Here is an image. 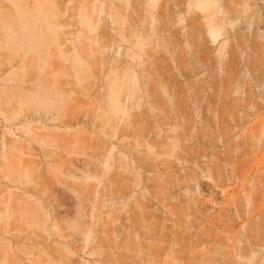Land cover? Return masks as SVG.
Returning a JSON list of instances; mask_svg holds the SVG:
<instances>
[{
	"label": "bare ground",
	"instance_id": "obj_1",
	"mask_svg": "<svg viewBox=\"0 0 264 264\" xmlns=\"http://www.w3.org/2000/svg\"><path fill=\"white\" fill-rule=\"evenodd\" d=\"M260 1L83 0L79 19L88 30L84 33L86 37L108 42V28L104 23L108 21L115 34L111 41L115 50L113 57L108 65L103 62L102 69L95 70V65L100 64L98 58H92L86 48L70 43L65 35L67 24L62 19L63 3L67 0H0V264H23L25 254L32 258L28 259V264H52V260L53 264H69L63 258L69 259L72 248L67 242L74 241V236L63 231L59 218L65 216L67 230L74 233L82 226L84 216L96 218V202L92 199L86 215L80 202L75 205L72 216L70 209L61 210L60 201L65 196L78 197L76 188L66 186L72 196L54 195L49 191L50 181L41 174L42 164L47 171H60L64 165L68 171L80 170V176L66 175L82 184L92 181L100 184L101 172L113 169L112 180L116 181H113L116 187L113 185L115 188L111 191L121 198V207L116 211L129 210L127 222L121 225L124 220H118L119 228L114 225L115 228L112 226L111 232L108 231L118 251L104 255L99 244L98 249L91 246L88 255L97 253L98 257L80 264H169L165 261L167 256L177 264L175 247L179 231L176 235L171 233V237L165 229L169 225L158 222L160 213L157 212L166 209L163 212L166 217H177L176 210L182 207L175 202L181 196L177 191L190 188V182L198 180L195 179L199 174L193 171L191 163L202 166L204 162L200 158L206 150L201 149L204 134L197 138L198 132L197 136L191 133L192 128L198 126L193 114L207 121L209 114L217 115L219 107L221 116L225 108L234 105L250 113L247 110L256 111L259 102L264 103V91L257 99L250 91L251 97L246 95L242 101L235 97L234 105L232 101L226 102L229 93L238 91L244 80L254 83V89L264 85V79L260 81L261 78H254L255 73L254 77L251 74L257 71L264 56V5L260 6ZM252 24L254 27L250 28ZM245 27L261 40L248 39ZM260 29L261 34L257 33ZM230 37L231 43L226 39ZM218 39H222V43L215 60L208 56L206 46L220 41ZM227 43L231 45L225 58L221 51ZM243 52L246 58L241 57ZM207 56L214 59V64L218 62L223 66L222 69L225 67L226 74L223 76L220 72L223 75L218 73V76L222 78L212 77L215 79L210 89L214 90L213 96L208 99L205 94L203 100L198 93L200 86L195 89L192 84L199 78L190 83L187 76L193 78L196 75L193 73L201 66L203 69V65L214 67L213 60L208 61ZM240 68H246L249 77ZM106 71L104 84L100 86L98 75ZM242 72L247 76L245 79L242 76L243 80ZM177 76H182V81ZM80 94L87 97L88 104H96L92 114L79 110ZM88 128H97L101 135L115 137L118 143L117 151L114 152L115 145L109 147L100 166L94 168L81 163L80 159L76 161L80 162L78 167L73 162L76 158L71 155L73 143L87 133ZM34 143L42 149V155L33 152ZM122 171L130 173L125 186L119 183L124 178ZM221 177L225 178L222 173ZM216 181H200L203 183L200 192L208 191L209 200L215 195L213 188L217 185L212 188V184ZM201 201L197 202L203 203ZM127 207L130 209L125 210ZM202 208L199 206L197 210ZM15 223L40 231L21 233L13 227ZM49 227L54 230V237ZM83 229L81 252H85L94 237L89 225ZM164 230L169 233L166 235ZM40 232L45 234L40 235ZM241 247L238 249L242 251L244 246ZM249 250L254 251L252 247ZM224 261L222 264L230 262Z\"/></svg>",
	"mask_w": 264,
	"mask_h": 264
},
{
	"label": "rangeland",
	"instance_id": "obj_2",
	"mask_svg": "<svg viewBox=\"0 0 264 264\" xmlns=\"http://www.w3.org/2000/svg\"><path fill=\"white\" fill-rule=\"evenodd\" d=\"M81 2H83V0H67V2L63 3V5L65 6V14L63 16L62 21L65 24H67V26H65L64 28L65 35L67 39H69L70 43L76 46H81L83 48H86L89 52H91L92 58L97 57L98 63L100 64L95 65V70L98 68L100 70V67L102 69V63L106 62V65H108V60L111 57H113L115 50L113 47V43L111 41L115 38V34L113 32L112 25L108 21V22H104L106 23L107 28H108L107 35H106L108 42H104L101 40L99 41L94 38L88 39L86 35L84 34V33H87L88 30L79 19V13H80L79 9H80ZM263 5H264L263 1L261 0L260 6H263ZM106 25H105V28H106ZM252 25H249V27L253 28L254 24ZM246 28L248 27H245L244 29ZM261 31L262 29H260V31L257 33L261 34ZM77 32H80L78 34L79 35L78 37H76ZM251 34L252 33H250L249 29L245 30V35L247 38L249 37L248 39H252V37H254L253 40H256V39L261 40L256 34L255 35L252 34V36ZM223 38L224 36L222 37V39ZM222 39H218L220 41H216V43L214 42L215 44L214 43L207 44L206 47H208L207 48L208 50L207 49L206 50L208 51L209 53L208 56L210 58L215 57V60L218 58L217 57L218 55H216L218 53L217 49H218V46L222 43L221 42ZM226 39L229 40L228 41L229 43H231L230 41L231 37L226 38ZM229 43L225 44L224 50L222 49L224 53L221 51V54H222L221 56L224 55L225 57V55H228L226 53L229 50L228 49L229 46L231 45ZM68 45L69 47H72L71 44L68 43ZM242 54L243 56L241 54L239 55H241V57L243 58H246L244 57L245 56L244 52ZM210 58L208 59V61L212 62L213 60V64H214V59L211 60ZM260 60L262 62H260L257 65L258 67L257 71L255 70L256 72L254 71L251 74L253 75L255 73L256 77H254V75L253 77L256 79L261 78L259 80L263 81L264 79V75H263L264 74V56ZM242 62H244V59L242 60ZM209 67L210 66L203 65V69H202V66H201L200 67L201 71L198 70L200 72L196 71L195 73H193V75L196 74L194 75L195 77L193 76V78L191 75H188V74L185 75V76L188 75L187 78L189 79L190 83L195 78L200 79V80L198 79L197 81L194 80L196 82L195 83L192 82V84H193V88L195 89L198 88L199 86H200L199 87L200 89L202 88L205 89V90L203 89V91L198 89L199 96L202 94L200 98H202L203 100L206 97L208 99L209 98L211 99L213 96L214 90L211 91L210 89H213L212 87L215 85V82L211 84L212 80H215L214 78L216 77L222 78L221 76L223 74H224L223 76H225L226 74V72L225 73L223 72L225 67L224 69H222L221 67L223 66L220 67V64L218 62L217 63L215 62L214 67L213 66H211L210 68ZM219 67L222 71H219L220 69L218 70ZM240 69H242V71L245 72L244 74L245 75L247 74V76L249 77V74L246 73L248 72L246 71V68H240ZM220 72H222L223 74ZM218 73L222 75L221 76L219 75L220 76L219 77ZM239 73H241V71H239ZM106 74H107V71L104 74L102 72L99 73L98 77L100 79H99L98 84L99 85L101 84L100 86L104 84ZM244 74L242 72L241 77L244 76ZM178 76L177 78L179 79V81H182L181 80L182 76H180L181 78H179ZM213 76L215 77L212 78ZM247 76H244V79ZM241 79L243 80V77ZM243 82L241 81L240 83H243L244 85L247 84L245 88H244V85L242 84L243 86L241 85L240 87L241 89L239 88L238 91H233L232 93L231 92L229 93L230 94L228 96L229 98L226 99V102L228 104L230 103V101L233 102L234 99L236 100L235 97L240 98L242 101L243 98H247V97L249 98L251 96L253 97V95H255V98L258 97V95L260 96L263 95L264 85L261 87H256L255 88L256 90H255L254 85H253L254 83L252 84V82L250 83L248 80L247 81L244 80ZM251 84L253 87L252 90L250 88ZM184 85H185V82H184ZM232 89L233 90L235 89L234 84L232 85ZM98 90H101V87H99ZM250 91L254 93L252 94ZM248 92H250L251 96ZM205 94H207V96ZM202 96L204 97L206 96V97L204 98ZM79 98L81 99V103H80L81 107L79 110L83 113L85 112L88 114H92V112L94 111V108L96 107V104L93 105L91 104L90 101H89L90 104H88L87 97L85 95L80 94ZM232 104L234 105V102ZM231 107H234V108H231ZM231 107H229L230 109L223 108L224 109L223 111H226L227 113L226 112H224L223 114L221 113V116L225 118L219 116L220 114L218 115V113L221 112L220 111L221 107H219L217 115H214L215 113L214 114L211 113V115H214V116H211L209 114L208 119L207 117L205 118L207 121L205 120L203 121V119L193 114V117L195 116V118L198 120L197 122V120L195 121V119L193 118L194 123L196 122L197 124L196 123L195 124L198 126L195 128L193 127L192 128L193 132L191 133L195 136L199 134L197 138L201 136V134L202 135L204 134L205 136L208 135L207 137H205L204 135L202 136L204 139V142L207 141L208 143L206 144L203 142V145H201L202 148L200 147L202 150H203V147H204V150H206L205 155L201 156L200 158L204 162V163L202 162L203 165L201 166L200 164L199 166L201 167L199 168V166H197L198 164L194 162L191 163V166H193L192 167L193 171L197 172L196 173L197 175L199 174L198 176L196 175L197 178L195 179V180L197 179L198 180L196 182L195 181H193L192 183L190 182L191 187L188 189L183 188L180 190L178 189L179 191L176 190L177 194L179 193V195L181 194V196H184V197H181V196L178 197L177 201L174 200L175 202H178L177 203L178 205L180 203V205L182 206L181 208L178 207V209L176 210L177 217H174V218L166 217L164 214L165 213L164 211H166V209L165 210L161 209L162 212L161 211L157 212V214L160 213L159 216L157 215L158 216L157 218L161 219V220L159 219L158 222L160 223L164 222L167 226L169 225V227H166L165 229L169 231L170 233L164 230L166 235L168 233L169 235L171 233L173 234L175 233L174 235H176V233L179 231L177 235L178 236L177 248L175 247L178 253V254H175L177 258L176 259L177 264H222V262L225 263L224 260H226L227 262L230 261L229 264H233V263L235 264L236 263L237 264H260V263L262 264L263 263L264 264V116L262 115L264 114V103L260 101L258 104V107L256 108V111L247 110L250 113L243 111L241 108H238L239 110L236 109L237 107L235 105ZM230 113H232L231 117H230ZM217 117L219 118V121L216 120ZM218 122H220V124ZM218 124L220 126H218ZM203 127H205L204 131L207 135L203 132L202 130ZM1 132H2V126L0 124V133ZM101 134L98 132L97 128L95 129L88 128V132L85 134H81L80 139L76 143H73L74 146L71 150L74 151L73 152L74 154L72 153L71 155L76 158V160L74 159L73 162L78 167L81 166L80 162H76L78 159H80V161L82 160L81 163H88L89 166L92 168H94L95 166H100L99 164L100 161H103L104 159L103 155L106 154L107 149L111 147L112 145L116 146L114 152L117 151L118 143H117L116 138L115 137L109 138V135L105 136ZM207 138H209L210 140ZM195 146H197V144ZM41 150L42 149L37 144L35 143L33 144L34 153L40 152L41 154ZM136 150L138 151L139 149H135V151ZM76 152L77 153L79 152L80 154L78 155ZM36 160L38 159L36 158ZM207 164H209L208 165L209 169H208ZM32 166H34V164H32ZM212 166L213 167L215 166V168H213L215 170V173H214V170L211 168ZM66 167L67 166L64 165V167H62L60 171L55 172L53 170H50V171H47L46 169L43 170V168H45V165L42 164V170H41V174H44V177L50 181L49 191L52 192L54 195H57L58 193L60 196H65V193H66L67 195L72 196V194L68 191L69 189H67L66 186H69V187L75 186L78 197L74 198V197L65 196V198L62 199V202L60 201V203H63L61 210H64L67 208L70 209L71 210L70 216H72L74 211L76 210L75 205H77V203L80 202V205L83 208V214L86 215L85 213L88 210V206L91 205V202L89 201L91 199L94 202H96L97 209L95 211L96 218L90 219V217L88 218L87 216H84L82 218V226L79 227V229L77 230V233L69 232L67 230L66 223L64 222V219L66 218L65 216L59 218L60 225L63 227V231L66 233H70L74 236V241L67 242V244L72 248L71 249L72 253L71 255H69V259L63 258V261L69 264H80V262H86L87 260L91 261L96 257L97 253L92 256V255H88L87 252L91 250V246L93 248H96L97 246V249H98V244H99V248L102 247L100 248L101 249L100 251L104 255L106 254V252L107 253L111 252L112 254L114 252H117L118 250L116 249V244H115L116 242H114L113 240L114 237L112 234L110 233L108 234V231L112 229V226L113 228L115 227L119 228V226L117 225H119L118 223H120L122 220L124 221L120 223L121 225L123 224V222L124 223L127 222V221L125 222V219L126 220L128 219L127 218L128 216L126 215L127 213H129V210H128L129 207L125 209V210H128L126 213L125 211H122L121 213L119 212L121 216L116 211L117 208L121 207L120 205L121 198L119 199L116 194H113V191H114L113 189L116 187L115 186L116 183L113 184L114 183L113 181L115 180H112L113 172H114L113 169H111L109 172L104 173V174H102L101 172L102 182L100 184H97L95 181L82 184L80 183L81 181L79 180L73 181L71 178H69L66 175L67 173H71V174L80 176L82 172L80 170L68 171ZM210 169L212 173L211 171L209 172ZM176 170L180 172L181 169H176ZM231 170L233 171L232 172L233 174L231 173V175L229 176L230 174L229 172ZM236 172L238 173L237 175H236ZM121 173L124 178L119 183L121 186H125V184L127 183L126 179L130 178V173H128V171L127 172L122 171ZM221 173L224 177L228 175L230 178H228V176L225 177L226 179L222 178ZM225 173L227 174L225 175ZM219 174L221 177L220 181H219L220 177H218ZM210 179L212 181L217 180L215 185L214 183L212 184L213 186L210 184L212 188L217 185L215 189L213 188V190H215L214 191L215 195L213 194L214 197L211 196V200H209L210 198H208L207 196L208 191H204L203 193L200 192V189L203 184L201 182L205 183L207 181L208 182L210 181V183H212ZM42 180H44L43 177H42ZM221 182L223 183V185ZM113 185L115 187H113ZM16 191H19V190H16ZM94 191L96 192L93 193ZM179 198H181L182 201L179 202L180 200ZM201 200H203V203L197 202ZM205 200H208V201L206 202ZM189 203L191 204L193 203L192 206ZM194 204L196 207L194 206ZM188 206L194 208L192 209L193 213H192V210H190V207L188 208ZM199 206L200 208H202L203 206L202 214H201L202 210H199V211L197 210ZM194 212H196L197 216L199 217L194 215L195 214ZM112 217H114L115 219ZM118 220H120V222ZM87 225H89L93 229L92 235L94 237L92 238L91 243L88 244L86 248L84 249L85 252H81V250L79 249L83 245L82 238H84L81 232L84 230L83 229L84 227L85 228L87 227ZM121 225H120V228H121ZM13 227L18 228L21 231V233H24V232L28 233L31 231H36V232L40 231V229L38 228L36 229L27 228L25 225H22L20 223H15ZM48 229H49V232H51L52 237H54L53 235L54 230L51 229L50 227ZM44 234H45L44 232H40V235H44ZM171 237H172V234H171ZM19 245L20 244H18L17 246ZM235 245L237 246L239 245V246L237 247ZM241 246H244L243 250L247 247L249 249L250 247H252L254 251H250L248 248L247 249L249 250V252L246 249L244 251L243 250L241 251L242 249ZM240 247L241 249H238ZM234 248H236L235 250H239V251L236 252ZM234 251L236 252V255ZM167 252L168 250L166 251V253ZM251 252H253V255ZM17 253L19 252L17 251ZM21 253L23 252L21 251ZM238 253H241L240 255L241 257H236ZM242 253L244 254L243 256H242ZM28 259L31 260L32 258L28 257V255L25 254V258L22 263L28 264V261H29ZM172 260L170 256L165 257V261L168 262L169 264H172V262L174 264V260L173 261ZM50 263L53 264L55 263V261L52 260L50 261Z\"/></svg>",
	"mask_w": 264,
	"mask_h": 264
}]
</instances>
